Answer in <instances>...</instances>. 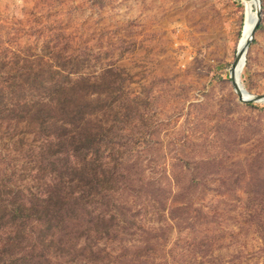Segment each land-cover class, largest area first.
Returning a JSON list of instances; mask_svg holds the SVG:
<instances>
[{"label": "rangeland", "instance_id": "rangeland-1", "mask_svg": "<svg viewBox=\"0 0 264 264\" xmlns=\"http://www.w3.org/2000/svg\"><path fill=\"white\" fill-rule=\"evenodd\" d=\"M262 6L242 77L257 95ZM246 16V0H0V50L20 65L71 42L98 55V70L125 69L114 77L131 128L121 152L145 192L130 206L178 194L192 207L175 213V228H157V257L144 264H264V102L244 104L231 77Z\"/></svg>", "mask_w": 264, "mask_h": 264}, {"label": "trees", "instance_id": "trees-1", "mask_svg": "<svg viewBox=\"0 0 264 264\" xmlns=\"http://www.w3.org/2000/svg\"><path fill=\"white\" fill-rule=\"evenodd\" d=\"M67 44L22 65L0 50V264L151 262L157 230L175 228L191 200L159 195L130 206L145 192L131 185L121 152L131 128L114 77L125 69L98 70L92 49Z\"/></svg>", "mask_w": 264, "mask_h": 264}, {"label": "water", "instance_id": "water-1", "mask_svg": "<svg viewBox=\"0 0 264 264\" xmlns=\"http://www.w3.org/2000/svg\"><path fill=\"white\" fill-rule=\"evenodd\" d=\"M259 2V5L257 6V21L255 24V27L253 29L252 37L250 40L247 41L245 49H239L238 54L233 62L232 68H231V77L233 80L234 88L239 96V99L244 102V104L248 103H262L264 102V94L257 95L250 93L246 86L243 83L242 77H243V70L247 63V52L248 48L251 44V42L255 38V34L259 29V26L262 21L263 13V0H257Z\"/></svg>", "mask_w": 264, "mask_h": 264}, {"label": "bare ground", "instance_id": "bare-ground-1", "mask_svg": "<svg viewBox=\"0 0 264 264\" xmlns=\"http://www.w3.org/2000/svg\"><path fill=\"white\" fill-rule=\"evenodd\" d=\"M246 3H247V16H246L245 26L243 29V37L240 44L241 49H245L247 41L251 39L253 29L255 27L258 17L257 6L259 5V2L257 0H246Z\"/></svg>", "mask_w": 264, "mask_h": 264}]
</instances>
